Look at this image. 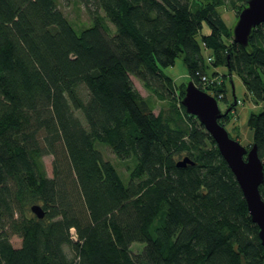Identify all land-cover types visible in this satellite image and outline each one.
Returning <instances> with one entry per match:
<instances>
[{
	"label": "trees",
	"instance_id": "16d2710c",
	"mask_svg": "<svg viewBox=\"0 0 264 264\" xmlns=\"http://www.w3.org/2000/svg\"><path fill=\"white\" fill-rule=\"evenodd\" d=\"M82 2L93 23L78 31L56 0H0V264H264L241 186L181 103L185 87L165 119L132 79L170 99L165 69L183 53L199 88L225 93L200 76L223 64L264 103V23L243 46L224 0ZM249 124L264 163V108ZM97 142L136 160L127 183ZM185 156L194 163L179 166Z\"/></svg>",
	"mask_w": 264,
	"mask_h": 264
},
{
	"label": "rangeland",
	"instance_id": "374dc122",
	"mask_svg": "<svg viewBox=\"0 0 264 264\" xmlns=\"http://www.w3.org/2000/svg\"><path fill=\"white\" fill-rule=\"evenodd\" d=\"M206 3L208 0H204ZM58 7L65 13L69 21L77 28L78 31L90 26L93 21L87 11L82 0H56ZM247 4L246 0H224V4L219 7L223 19L233 29L240 11ZM110 33L116 31V27L108 21ZM230 43L231 39H227ZM183 53L179 55L175 65L165 69L166 73L171 77L173 82V94L170 99H160L155 93L148 89L144 82L135 75H132L135 86L141 94L147 99L156 114H162L165 119H168L169 109L172 104L178 103L182 89L187 84L190 78L189 72L183 59ZM214 65H209L208 71H215L216 79H220V84L225 89V100L218 102L221 109H230V116L224 119V124L234 138H237L243 145L251 148L253 143V130L250 128V117L252 113H258L263 110L264 103L257 101L243 85L240 78L235 73H229L228 68L221 64L213 69ZM213 75V76H214ZM218 79V80H219ZM211 94V93H210ZM226 94V95H225ZM215 96V95H214ZM240 99V102L238 101ZM218 100V99H217ZM234 104V105H233ZM232 106V107H231ZM234 106V107H233ZM186 123H191L192 120L185 116ZM97 148L103 153L106 159L110 160L118 170L120 176L125 183L129 180L127 166L131 167L136 164L134 158L121 160L113 150L106 144L97 142ZM46 170L49 175L53 172V156L46 155L43 157ZM11 242L14 246L19 247L22 239L18 235L11 237ZM144 243L134 242L131 245V250L139 253L143 250ZM69 255L73 256L74 252L70 247H66Z\"/></svg>",
	"mask_w": 264,
	"mask_h": 264
},
{
	"label": "water",
	"instance_id": "95a60500",
	"mask_svg": "<svg viewBox=\"0 0 264 264\" xmlns=\"http://www.w3.org/2000/svg\"><path fill=\"white\" fill-rule=\"evenodd\" d=\"M261 23H264V0H247L233 27V40L247 46L253 29ZM181 103L187 113L194 115L205 127L234 173L247 201L251 218L259 227L258 235L264 245V199L260 192L264 182V163L257 144L248 148L232 137L226 126L219 121L230 109L222 111L217 98L199 88L193 80L187 81ZM188 163H194L189 156L178 161L179 166ZM31 210L39 218L46 214L39 204H33Z\"/></svg>",
	"mask_w": 264,
	"mask_h": 264
},
{
	"label": "built area",
	"instance_id": "2783aa9c",
	"mask_svg": "<svg viewBox=\"0 0 264 264\" xmlns=\"http://www.w3.org/2000/svg\"><path fill=\"white\" fill-rule=\"evenodd\" d=\"M212 60H213V58H212V56L211 55H209L208 54V59H207V61L208 62H212ZM200 76H201V81H202V83H204V85H207V84H220V79L218 80V79H216V76L214 75V76H212V77H210V76H208L207 74H200ZM214 82H216V83H214ZM211 93H212V95H215V92H213V91H211ZM217 98V97H216ZM218 102H222V100L224 99V93H219V95H218ZM239 102H240V99L238 100ZM222 111H225L226 110V108H223V109H221Z\"/></svg>",
	"mask_w": 264,
	"mask_h": 264
}]
</instances>
